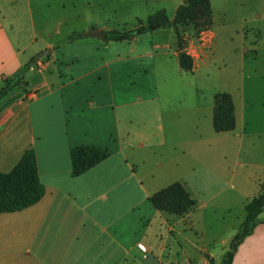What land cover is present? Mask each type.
<instances>
[{"label":"crops","instance_id":"0c3cea01","mask_svg":"<svg viewBox=\"0 0 264 264\" xmlns=\"http://www.w3.org/2000/svg\"><path fill=\"white\" fill-rule=\"evenodd\" d=\"M50 1L0 0V90L35 59L24 74L26 85L0 100V172L12 170L33 148L45 187L36 204L0 214V264H221L223 253L200 244L195 234L231 226L235 233L246 204L264 193V178L246 177L241 159L253 152L244 147L249 105L242 86L222 87L200 100H162L152 79L161 69L160 47L179 58L173 29L104 38L106 31L146 24L148 0H58L63 10L73 2L83 14L80 28L74 19L65 24L66 35L67 19L53 26L47 16ZM163 3L175 6L173 18L183 0H153V8L166 9ZM77 30L91 35L58 45ZM218 39L213 20L187 42L192 73L216 59ZM48 48L52 52L39 57ZM218 92L233 97V130L214 127ZM76 145L103 146L110 156L74 177L70 150ZM187 156L191 184L175 177ZM175 181L196 201L183 216L155 208L150 199ZM263 213L231 264H264Z\"/></svg>","mask_w":264,"mask_h":264},{"label":"rangeland","instance_id":"374dc122","mask_svg":"<svg viewBox=\"0 0 264 264\" xmlns=\"http://www.w3.org/2000/svg\"><path fill=\"white\" fill-rule=\"evenodd\" d=\"M148 1L151 14L158 11L155 10L157 8H153L157 7L154 6L153 0ZM47 3L45 11L53 26L58 25L60 17L67 19L62 26L64 35H66L68 29L65 24L69 26L73 19L76 27L80 28L82 26L83 20L80 18L83 14H81V8L74 9L73 2H68L66 10L62 9L61 1L55 0ZM79 3V0L75 1L76 5ZM163 4H165L164 7H166L168 15L172 17L175 6L173 7L167 3ZM211 6L214 26L218 28L219 32L218 50L216 57H214L216 59L212 60L211 65L203 66L194 73H189L180 68L178 56L174 55L169 47H160V55L157 61L161 64V69L152 79V82L154 85L157 83L155 87L158 89L162 100L173 101L172 99L181 97L180 99L183 102L191 99L200 100L203 97L209 98L218 89L226 86L232 87L239 83L249 105L246 111L247 135L245 136L244 147L253 150L250 154H243L241 157L246 166L245 176L253 175L257 178H264V167H258V164H264V135L259 137V134L264 130V0H211ZM35 13L38 20L40 12L35 10ZM79 14H81L80 17ZM186 30L187 42L200 37L203 32L197 34L192 27ZM158 31H156V34ZM78 32L80 31L77 30L74 33ZM163 34L168 40L169 34L165 32ZM54 40L57 41V37L54 36ZM65 40L58 45L61 46ZM61 47L63 48V46ZM243 51L245 57L241 56ZM165 153L164 157L169 158L167 151ZM149 157L150 160L154 161L152 155ZM188 158L187 156L182 159V163L175 171V177H183L185 181L191 184L193 177H191L190 168L192 163L186 160ZM231 160L230 158L229 163L232 162ZM250 163L257 164V166L255 167ZM208 222L212 224L210 219H208ZM239 228L235 233L232 231L234 229L232 226L216 229V232L213 230L215 228H209L207 230L210 231L209 233L205 235L197 233L195 235L198 237L200 244L206 245L218 254L219 252L223 253L224 256ZM190 235L194 237L191 231ZM222 239L227 241L223 243L221 242Z\"/></svg>","mask_w":264,"mask_h":264},{"label":"trees","instance_id":"16d2710c","mask_svg":"<svg viewBox=\"0 0 264 264\" xmlns=\"http://www.w3.org/2000/svg\"><path fill=\"white\" fill-rule=\"evenodd\" d=\"M213 25L211 0H183V3L170 18L166 9H160L151 14L146 24L133 30L104 32L106 41H121L142 33L154 32L163 28H172L179 50V64L182 70L191 72L194 69V58L185 50L187 40L186 29L192 27L196 33ZM91 32H78L69 36L65 42L88 37ZM27 63L21 72L13 78H8L0 90V100L14 87L26 85L24 74L32 62ZM214 127L218 132L230 131L236 127V114L233 97L228 92H218L215 95L213 115ZM72 175L78 177L110 156L106 147L98 145H76L70 150ZM45 194L41 182L35 150L25 151L21 159L9 172H0V214L23 210L39 202ZM154 207L183 216L193 210L195 199L180 181L156 191L150 197ZM246 216L240 225L238 233L230 242V248L222 258L221 264H231L235 251L243 239L253 232L254 227L261 221L264 210V193L253 197L246 204Z\"/></svg>","mask_w":264,"mask_h":264},{"label":"water","instance_id":"95a60500","mask_svg":"<svg viewBox=\"0 0 264 264\" xmlns=\"http://www.w3.org/2000/svg\"><path fill=\"white\" fill-rule=\"evenodd\" d=\"M51 52H52V50L48 49V50L42 52L41 54H39V57L48 56Z\"/></svg>","mask_w":264,"mask_h":264},{"label":"built area","instance_id":"2783aa9c","mask_svg":"<svg viewBox=\"0 0 264 264\" xmlns=\"http://www.w3.org/2000/svg\"><path fill=\"white\" fill-rule=\"evenodd\" d=\"M41 66L43 67V68H47V65L46 64H41ZM141 247H143L142 245H140Z\"/></svg>","mask_w":264,"mask_h":264}]
</instances>
